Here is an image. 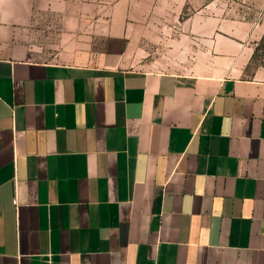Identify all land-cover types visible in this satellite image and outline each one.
I'll return each mask as SVG.
<instances>
[{"label":"crops","instance_id":"0c3cea01","mask_svg":"<svg viewBox=\"0 0 264 264\" xmlns=\"http://www.w3.org/2000/svg\"><path fill=\"white\" fill-rule=\"evenodd\" d=\"M251 5L177 73L126 65L130 0H0V264H264Z\"/></svg>","mask_w":264,"mask_h":264},{"label":"rangeland","instance_id":"374dc122","mask_svg":"<svg viewBox=\"0 0 264 264\" xmlns=\"http://www.w3.org/2000/svg\"><path fill=\"white\" fill-rule=\"evenodd\" d=\"M130 1L134 8V22L127 38L126 65L166 72L193 71L202 58V52L205 51L203 44L195 43L186 30V24L197 14L220 16L223 19H239L251 15L255 20L263 14L259 9L261 7L255 6V11H252L251 0ZM263 50L264 38L259 42L256 57L263 54Z\"/></svg>","mask_w":264,"mask_h":264},{"label":"built area","instance_id":"2783aa9c","mask_svg":"<svg viewBox=\"0 0 264 264\" xmlns=\"http://www.w3.org/2000/svg\"><path fill=\"white\" fill-rule=\"evenodd\" d=\"M2 30V24L0 23V31Z\"/></svg>","mask_w":264,"mask_h":264}]
</instances>
